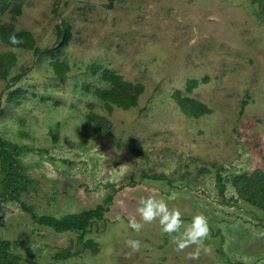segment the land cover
<instances>
[{"label": "rangeland", "instance_id": "obj_1", "mask_svg": "<svg viewBox=\"0 0 264 264\" xmlns=\"http://www.w3.org/2000/svg\"><path fill=\"white\" fill-rule=\"evenodd\" d=\"M2 2L1 23L32 32L42 50L0 44V54L15 57L0 79V139L17 146L27 178L19 201L4 198L0 165V238L20 264H264V211L238 199L231 183L264 172V22L251 0ZM18 5L21 16L12 13ZM99 65L143 86L137 107L109 109L96 97L107 86ZM191 80L199 87L189 92ZM15 90L25 92L18 104L8 101ZM176 92L210 113L186 115ZM152 192L186 223L206 215L210 251L189 260L194 246L177 252L158 221L139 233L129 227L128 215ZM22 202L38 217L104 207L84 234L98 251L79 233L38 223ZM129 239L141 242L137 252Z\"/></svg>", "mask_w": 264, "mask_h": 264}, {"label": "trees", "instance_id": "obj_2", "mask_svg": "<svg viewBox=\"0 0 264 264\" xmlns=\"http://www.w3.org/2000/svg\"><path fill=\"white\" fill-rule=\"evenodd\" d=\"M11 0H3L2 4L8 7ZM251 3L257 7L258 13L264 22V0H251ZM6 7V9H7ZM22 6L18 5L13 9L15 16H21ZM5 10H0L4 12ZM15 35L21 43L13 44L10 42L9 37ZM60 38L63 39L59 49L64 48L70 40L71 32L70 27L66 28L65 32H61ZM0 44H5L11 48H22L26 50H33L36 55L42 53V50L36 46V38L34 34L27 30L16 29L14 24L3 25L0 20ZM8 54H0V79L6 80L10 76V72L15 65V57L8 59ZM62 65L55 63V69H60ZM91 67V66H90ZM93 69V73L96 71ZM97 71H101V80L107 84L106 87L99 88L95 91L96 97H99L107 105V108L113 109V106L119 107L124 110H130L138 106L141 95L143 94V86L137 83L129 82L123 78L117 72L111 71L101 65L98 66ZM65 71L59 73L62 77ZM14 81L19 80V76L13 78ZM188 91L191 92L199 87L197 80H191L187 83ZM25 96V92L21 90H15L10 92L8 96L9 102H15L18 104ZM174 98L177 101L180 109L186 115L194 118H200L210 113L209 108L192 99L190 97H184L180 92L174 94ZM2 117V111H0V119ZM100 119V120H99ZM103 118L97 117L94 113L89 114V121L96 122L102 125ZM89 124H86L87 127ZM19 150L17 146L11 143H5L0 139V165H1V189L3 190L4 198L11 200H18L25 190L27 184V178L23 169V166L16 160V156ZM220 180V179H219ZM237 197L250 204L251 206L264 211V172L262 170H255L252 173H244L236 176L231 180ZM22 209L28 213L38 223L47 227L53 228L58 233L73 232L79 233L80 243L84 241V247L91 249L96 253L99 249L97 243L92 239L84 240V234L87 232V228L92 224L93 220L104 218L106 210L102 206H98L96 209L83 211L77 214H69L62 218H56L54 216L38 217L34 208L28 204L22 202ZM28 254L33 257L32 250L28 248ZM69 256V250L62 252L60 257ZM23 261V257L13 251V243L0 238V264H20Z\"/></svg>", "mask_w": 264, "mask_h": 264}, {"label": "clouds", "instance_id": "obj_3", "mask_svg": "<svg viewBox=\"0 0 264 264\" xmlns=\"http://www.w3.org/2000/svg\"><path fill=\"white\" fill-rule=\"evenodd\" d=\"M9 40L13 44L21 43L14 34ZM127 219L129 227L136 233L141 232L146 224L158 221L161 231L170 237L177 252H183L194 246L193 251L187 254L189 260H197L202 252L210 251L205 245V241L210 236V225L206 215L198 212L192 216L190 222L186 223L181 209L170 208L168 201L158 197L155 192L141 198L135 212L130 213ZM126 244L132 252H137L141 247V242L135 239L127 240Z\"/></svg>", "mask_w": 264, "mask_h": 264}]
</instances>
